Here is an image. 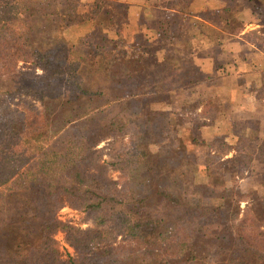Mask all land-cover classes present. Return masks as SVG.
Here are the masks:
<instances>
[{
    "label": "trees",
    "instance_id": "16d2710c",
    "mask_svg": "<svg viewBox=\"0 0 264 264\" xmlns=\"http://www.w3.org/2000/svg\"><path fill=\"white\" fill-rule=\"evenodd\" d=\"M191 4H168L163 31L151 40L181 47L192 38L190 28L197 20ZM75 8L73 0H0V264H261L257 258H264V216L243 210L237 189L224 187L215 195L214 179L205 188L211 189L209 196L197 194L196 186L191 195L183 191L188 170L196 179V148L215 141L193 139L189 151L180 136L172 138L170 127H182L184 121L177 113L158 110L151 116L147 106L155 104L150 96L158 92L125 93L133 96L128 105L146 103L149 116L126 119L111 106L97 105L58 136L61 129L54 127L48 100L62 96L65 104L89 95L87 80L115 86L126 78L138 85L137 72L158 67L153 50L147 55L128 52L113 2L96 1L90 17L96 23L94 33L64 37L75 23ZM49 23L58 24L56 45L41 44L43 38L35 36ZM197 27L204 32L202 23ZM58 47L65 51V62L52 67L50 56ZM95 50H109L110 62L92 64ZM123 67L125 78L117 79L116 71ZM184 101L181 110L186 114L211 104ZM160 116L169 120L167 130L153 124ZM102 149H110V159H104ZM214 160L209 152L207 173L218 172ZM250 160L243 159L247 171ZM230 193L234 198L226 204ZM251 194L252 204L261 201L254 190ZM63 207L84 213L93 228L60 222ZM208 223L217 228L207 246ZM59 231L74 249L68 261L55 239Z\"/></svg>",
    "mask_w": 264,
    "mask_h": 264
},
{
    "label": "crops",
    "instance_id": "0c3cea01",
    "mask_svg": "<svg viewBox=\"0 0 264 264\" xmlns=\"http://www.w3.org/2000/svg\"><path fill=\"white\" fill-rule=\"evenodd\" d=\"M96 1L73 0L79 5L84 21L68 26L64 31L65 36L78 38L95 32L96 23L90 17L95 13ZM99 1L117 5L120 37L126 43L128 52L141 50L147 55L153 50L159 66L161 64L164 67L137 72V78L143 74L151 78L155 85L157 82L152 77H156L158 72L176 68L186 72L187 67L192 68L195 75L191 80L180 82L179 79L178 83L184 82L183 85L173 90L185 89L181 93L177 91L182 99L212 102L218 115L225 118L223 121L218 118L214 122L208 120V126L213 128L215 134L221 132L229 147V152L220 159H234L239 155L242 159H253L252 164L256 159H264V0H239L244 3L239 8L227 0H192L190 8L193 19L197 20L196 26L193 25L196 30L191 33L192 38L184 40L181 47L150 38L151 35L162 33V23L170 8L168 4L180 3L181 0ZM211 13L218 15L213 17ZM199 23L204 25V32L198 29ZM55 29L57 26L49 23L39 33L44 36L41 38L45 44L55 45ZM201 37L202 41L197 42ZM168 83L167 78L152 89L170 90ZM130 84L131 81L125 78L115 86H123L128 92ZM207 139L216 141L218 138L211 136ZM238 141H248L253 145L250 158L243 147L237 148ZM210 153L213 157L216 152L211 150ZM196 171V179H193L196 188L203 190L211 187L208 184L213 180L212 173H207L201 167Z\"/></svg>",
    "mask_w": 264,
    "mask_h": 264
},
{
    "label": "rangeland",
    "instance_id": "374dc122",
    "mask_svg": "<svg viewBox=\"0 0 264 264\" xmlns=\"http://www.w3.org/2000/svg\"><path fill=\"white\" fill-rule=\"evenodd\" d=\"M233 4H235L238 8L243 6L244 3L239 2V0L231 1ZM79 5H77L78 7ZM79 8H75L74 12L72 11L71 17L74 18L73 24H81L82 21H84L82 17V13L79 11ZM70 14V13H69ZM102 14V13H101ZM211 15L214 17H217L218 13H211ZM86 18V16H85ZM83 19V20H82ZM99 20L102 21V15L99 16ZM104 20V19H103ZM72 25V24H70ZM68 25V26H70ZM57 30L59 31L58 24H56ZM110 26L106 25L105 28L108 29ZM190 33H193L196 29L194 26H191ZM103 28V27H102ZM111 29V28H109ZM111 31V30H110ZM208 33V32H205ZM64 35V33H63ZM37 37H43L36 33ZM57 36V35H56ZM85 36V35H84ZM64 37L69 39H78L76 37H69L68 35ZM83 37V36H82ZM45 40V39H44ZM123 40V39H122ZM185 41H183L184 44ZM44 43L41 41V44ZM56 43H58V39L56 37ZM55 43V45H56ZM39 44V41L37 40L36 45ZM44 45V44H43ZM49 45V44H46ZM57 49H60L57 51L56 54H52L50 56V65L52 67H57L59 65H62L65 62V51L61 49V47H58ZM109 50H95L94 53H91L90 59L92 64H105L110 62L111 57H109ZM116 64H118L116 62ZM167 64V63H166ZM169 64V63H168ZM22 65V64H21ZM23 67V66H22ZM160 68H164L159 66L152 70H159ZM186 72H184L183 69L176 68V69H165L162 72L156 73L155 78V85L152 83V79L148 77H144L143 74H140L142 76H138V85H133L132 82L130 84V89L128 92H134L135 93H143L144 95H148L150 91L158 92L157 94H154L153 96H150V98L153 99V102L155 103L153 106L149 107L151 111V116H154V110H158L161 113H177L179 118L184 121L182 127H179L178 125H173L170 128H172L171 137L180 136V143L182 146L187 150L192 149V140L197 139L200 141H207L208 137H217L218 139L214 142L213 145L208 146L206 143L203 146H200L196 148V157L198 160V168L200 167L203 169L205 168V162L206 157L208 156L209 152L211 150L215 151L214 154V164L213 168L215 170H218V172L213 173L212 172V179H217L216 183H214L215 187L212 189L214 192H216L215 195L223 193L224 187L237 189L238 194L243 198L240 207L243 210L248 211V209H253L252 214L256 217H263L264 211L261 209V204L264 203V159H256L255 163L252 164L253 159H246V161H251L249 167H247L248 171L244 168V161L242 158L237 155V158L234 159H220V157H224L227 152H229V147L227 146V143H225V140L222 136V133H217L213 131V128L208 126L209 121H213L214 119L223 121L225 120L224 117L218 115L217 108L215 105L210 102L211 104L207 107L201 108L196 113H188L182 112L183 103L185 102L184 99H182L181 95L177 93H181L185 89L181 90H173V88H177L178 86L181 88L180 85H183L182 83H178L179 79L180 82L185 79L191 80L192 76L195 75V72L192 70L191 67L186 68ZM149 71V70H148ZM147 71V72H148ZM151 71V70H150ZM117 79L125 78V73H127L126 68L124 69H118L117 71ZM41 73V71H39ZM184 77V78H183ZM169 80V83L167 84V87L170 88V90L164 91V89H155L153 90V87H158V82L162 81L164 82L165 79ZM171 80V82H170ZM85 83L87 88L90 91V94L81 97L79 100L73 101L71 100L69 103L61 104L62 100H65V97H55L54 99L48 100L46 102V106L49 109L54 127L55 129H61V132L59 135H62L64 132L69 130L70 123L72 120L76 119L78 115H81L83 113H86L88 110L92 109L93 107L97 105L102 106H111L114 108L115 112L120 114L121 116L125 117L126 119H130L133 117V114H137L140 116H149L148 113H146V110L144 111L146 106V103L137 102L133 105H128V101L132 99L133 96H127L125 93H127L125 87L121 86L120 88L118 86H112L108 83L100 82V81H94V80H87ZM116 85V83H115ZM163 86V83L161 84ZM112 87V91L110 90ZM178 87V88H179ZM116 89V92L115 90ZM159 91H164L162 93H159ZM112 92V93H111ZM119 93H123V96H119ZM114 96L113 98H111ZM141 96H135V98H139ZM61 101V102H60ZM39 106V103H37ZM182 107V108H181ZM153 108V109H152ZM213 119V120H212ZM209 120V121H208ZM182 121V122H183ZM153 124L159 128H162L163 130H167L168 126H170L169 120L164 118L163 116H160L158 120H155ZM63 130V131H62ZM173 130L175 132H173ZM216 135V136H215ZM171 139L167 141V143H170ZM209 142V141H208ZM239 144L237 145V148L243 147L245 150V153H247L248 157L253 153V145L248 141H238ZM105 146V143H102L99 148H103ZM104 153V159H110V149H102ZM250 158V157H249ZM189 174V176L187 175ZM186 173L185 181L183 182V191L191 195L193 194L194 185L195 183L192 180V177H190L191 172L188 170ZM197 173V171H196ZM113 177L118 178V174L116 172H113ZM215 177V178H213ZM227 181V182H226ZM226 182V184H224ZM254 190L261 198V201H258L257 203L251 202L250 195L251 191ZM211 189L207 190H200L199 193L196 191L197 194L200 196H209V193L212 192ZM254 196V195H253ZM228 200L226 204H230V201L233 200L234 195L230 193L229 196H227ZM261 203V204H260ZM233 204V203H232ZM235 205V204H234ZM249 205V206H247ZM264 205H262L263 207ZM264 209V208H263ZM247 217L252 216L251 213L246 214ZM58 218L59 221L65 224H70L76 228L87 230L92 229L93 224L86 219V216L84 213H81L79 211L73 210L70 207H63L58 212ZM217 225L213 223H208L207 230H206V236H205V244L208 246L212 244L213 238L215 236ZM56 241L58 242V246L63 254V260L68 261L71 257L75 256L74 249L70 246V244L66 240V236L63 232L59 231L55 236ZM175 261L173 264H183L181 261ZM257 261H259L261 264H264V258L258 257Z\"/></svg>",
    "mask_w": 264,
    "mask_h": 264
}]
</instances>
